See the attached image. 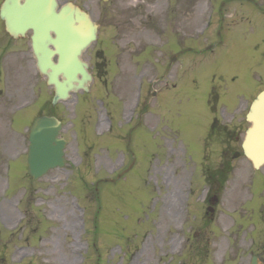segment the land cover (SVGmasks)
Segmentation results:
<instances>
[{"label":"rangeland","instance_id":"obj_1","mask_svg":"<svg viewBox=\"0 0 264 264\" xmlns=\"http://www.w3.org/2000/svg\"><path fill=\"white\" fill-rule=\"evenodd\" d=\"M67 1L99 26L83 57L94 80L63 108L45 106L63 122L67 164L41 180L28 175L25 140L11 145L26 130L0 122V264H264V167L231 156L223 192L207 181L223 147H208L210 97L225 123L259 92L249 83L256 61L264 70V0ZM219 30L227 44L207 50ZM39 92L37 113L51 100ZM225 99L233 109L218 111ZM160 218L163 238L148 240Z\"/></svg>","mask_w":264,"mask_h":264},{"label":"water","instance_id":"obj_2","mask_svg":"<svg viewBox=\"0 0 264 264\" xmlns=\"http://www.w3.org/2000/svg\"><path fill=\"white\" fill-rule=\"evenodd\" d=\"M14 2H6L2 18L13 36L28 30L33 32L38 69L55 88L53 104L68 99L71 92L88 91L92 76L81 56L96 41L98 31L90 16L72 3L59 9L57 0H29L21 9H8ZM248 120L253 127L247 133L246 154L259 168L264 163V92L253 103ZM61 129L56 118L42 117L35 121L28 151V171L33 179L65 167L67 143L60 138Z\"/></svg>","mask_w":264,"mask_h":264},{"label":"flooded vegetation","instance_id":"obj_3","mask_svg":"<svg viewBox=\"0 0 264 264\" xmlns=\"http://www.w3.org/2000/svg\"><path fill=\"white\" fill-rule=\"evenodd\" d=\"M7 0H0V122H5L6 133L8 129L6 123L10 122L11 126L13 123L18 121V126L22 130H26L29 133L33 122L39 117L44 116L45 110L37 113V100H38V90H39V73L36 68V60L34 58L31 42V32H27L25 36L19 35L15 38L11 36L6 28V23L1 18V9L3 4ZM27 0H17V5L13 6L12 9L22 8L26 5ZM223 44V41H220ZM257 48V46L255 47ZM213 71L218 70L217 68H212ZM254 82V89H260L264 86V70H259L256 66L254 72L252 73ZM235 80V79H234ZM41 86H44L43 84ZM45 86L47 87V81H45ZM42 90V89H41ZM51 93V102L46 104L49 108H52V99L54 96L53 88H47ZM216 102L219 101L218 98L215 99ZM215 102V103H216ZM213 103V102H211ZM64 106H62L63 108ZM216 105H213L212 110L214 111ZM17 113L19 114L17 116ZM53 116V112L49 114ZM21 120V121H19ZM244 121L240 118L235 120L221 121V119L214 117L211 121L209 128V141L213 146H223L220 152L219 166L225 169L230 166V157L240 159L245 157L242 142L245 136V116ZM230 123V124H229ZM29 125V126H28ZM238 129L239 134L236 141L228 137L234 132L232 128ZM12 132H19L12 129ZM29 136V135H28ZM27 136H19V138L12 141L11 145L15 146L18 151L23 145L25 140V146L28 145ZM229 140V143L228 141ZM233 142L237 145V149L233 146ZM219 149V148H217Z\"/></svg>","mask_w":264,"mask_h":264},{"label":"bare ground","instance_id":"obj_4","mask_svg":"<svg viewBox=\"0 0 264 264\" xmlns=\"http://www.w3.org/2000/svg\"><path fill=\"white\" fill-rule=\"evenodd\" d=\"M28 8V6L26 7ZM134 80V78H132ZM133 111V104H132V100L127 103L126 107H125V116H130L132 114ZM106 128V122H105V115L103 113L100 114L99 117V123H98V130L99 131H104V129ZM155 171H158V168L155 167ZM165 206H163L164 208ZM171 214V213H170ZM174 218H176L177 216L172 213L171 214ZM224 223L227 224V220H224ZM165 231L163 228V223H162V218H160V220L158 221V228H157V233L154 236H150L148 240H161L164 235ZM149 242V241H148ZM170 243L172 244L173 250L176 251L179 249L180 247V241L173 238L171 239ZM223 245H224V237H222L219 242H218V252L217 254L221 253V250L223 249Z\"/></svg>","mask_w":264,"mask_h":264}]
</instances>
